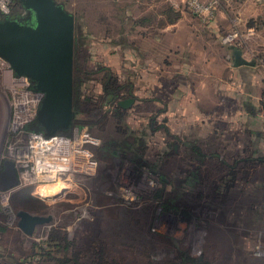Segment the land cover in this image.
Segmentation results:
<instances>
[{"label":"rangeland","instance_id":"1","mask_svg":"<svg viewBox=\"0 0 264 264\" xmlns=\"http://www.w3.org/2000/svg\"><path fill=\"white\" fill-rule=\"evenodd\" d=\"M59 1L64 3L75 18L74 28L77 37H75L74 64L77 67L76 72L84 75L83 69H96L103 65L111 69L113 75L118 78L119 83L124 82L127 78V82L132 84L133 92L139 99L145 96L151 97L152 87L154 86V89L157 87V84L153 82L157 72L163 76L161 89L165 90V93L168 87V75L176 71L185 69L186 75L188 74L194 78V81L197 80L198 89L201 80L202 82L207 80L209 83L215 77L214 73L213 77L208 75L209 69L215 70L217 76L228 75V71L224 68L230 67L232 57L227 47L228 43L222 42V37L234 28H237L241 34L243 33L239 27V21H235L238 15L236 13L237 7L232 9L233 11H227L229 12V21L226 19L223 24L221 23L223 30L219 31L216 30V22L212 26L205 23V21L209 22L212 17L202 14L205 17V21H203L196 15L198 13L193 12L196 13L193 14L189 7L185 5V0ZM173 3L176 4L173 5ZM221 4L222 1L219 0L215 10ZM16 9H20L19 6H16ZM229 9L231 8L229 7ZM152 15L155 18L157 17V24L151 22ZM170 21L172 23L169 25L168 22ZM151 24H154V27L158 26L157 31L152 28ZM262 37L255 35L247 39L245 36H241L237 43L233 45L245 51V56H249V59L251 58L257 63L258 55L264 57ZM104 72L105 69L89 72L88 78L84 82L86 93L92 89L94 90V88L95 90L99 88L100 78H102ZM204 92L201 90L199 94ZM132 109L133 113L130 114L129 118L134 117V114L139 116V118L137 117L132 121L134 124L148 122L146 121V114H141L139 110L143 112L150 111L152 109L151 102L136 103L135 101ZM259 119L261 118L259 117ZM80 122L82 125L87 124L98 135L105 137L113 132L115 118L108 116L97 123H90L91 116L86 112L82 114ZM152 140L153 138L149 136L148 142L151 143ZM159 150L161 151V146ZM96 152L99 158V168L94 175L84 177L80 182L69 183L68 192L60 196L55 203H49L41 199L44 203L42 209H46V211L53 214L50 224L65 223L66 225H74L76 215L86 209L88 214L81 220V223H85L86 226L78 223L75 226V236L85 241L91 235L101 237L102 232H105V229L108 228L110 230V240L108 239L110 252L113 255H123L122 264H155L152 261H147L146 252L142 250L138 242L145 240L144 237H149V234H151L156 243L161 244L159 234L166 232L184 237L185 242L182 241L181 243L183 248L188 246L191 250L190 253L194 256L201 253L206 255L213 264H247L246 261L232 257L233 253H230L226 258L227 260H221L222 249H219L216 244L212 245L210 243L211 238L214 236L213 233L216 231L215 228L222 226L218 225V222L223 220L220 213L210 212L211 209L214 210L215 208L206 209L211 217H208V227L205 230L194 231L185 237L186 233L183 228L187 226L184 222L180 220L170 222L167 219L168 214L163 209L156 210L155 214L152 215V200L145 192L147 188L133 186L132 179L127 175L121 176V173L118 172H115L116 175H114L111 167H109H113V165L109 163V160H106L107 158L97 148ZM167 157V154L160 156V171L165 175L168 173ZM123 165L125 164L120 165L119 171H121ZM98 175L105 178L99 179ZM110 175L112 177L114 175L113 179L118 182V187L115 190L112 187V194L105 195V191H109L111 187L112 179ZM158 186H162V183L158 182ZM166 186L165 189H168L169 185ZM31 191L32 188H30V193L34 195ZM138 191L145 193H143L142 199L137 201L133 195ZM116 192H118V197L115 195ZM46 198L52 200V197ZM13 205L15 208L20 207L15 202H13ZM126 205L137 207L140 223L135 227L128 225L129 228L137 230L135 235L131 236L125 232L126 237H120V231H122L120 227L122 228L121 225L123 224L122 213ZM195 205L196 207L200 206L198 201ZM91 210H94L93 218L90 214ZM46 224L38 226L34 233L27 237V235L21 233L17 226L7 224L1 216L0 226L6 228L0 231V264H61L50 260H36V258L27 261V253L30 251L29 240L44 239L45 234L43 232L48 225ZM128 242L133 243V245L129 246ZM162 244L155 245L151 250L147 249L148 255L149 253L160 255L161 249H163ZM240 249H244L249 253L246 246L242 245ZM250 257H253L252 253ZM162 259H164V256L160 258V260ZM256 259L251 264H264V261ZM154 260L158 259L155 258ZM67 264L93 263L85 259L78 261V263L70 262ZM157 264L169 263L160 261Z\"/></svg>","mask_w":264,"mask_h":264},{"label":"flooded vegetation","instance_id":"2","mask_svg":"<svg viewBox=\"0 0 264 264\" xmlns=\"http://www.w3.org/2000/svg\"><path fill=\"white\" fill-rule=\"evenodd\" d=\"M20 8L18 12L8 17H22L25 10L21 4ZM75 35L74 28V49L75 37H77ZM76 69L73 50V77L75 75L78 80H82L79 90V107L77 109L73 106L75 111L74 123L82 124L80 118L86 112L91 116L90 123H97L108 116L115 118L113 132L109 136L102 137L88 126L92 133L99 138V142L94 146L97 160L99 161L96 148L113 165V167H109H111L114 175H116L115 172L121 173V176L127 175L132 179L133 186L147 188L145 192L152 200V215L155 214L156 210L163 209L168 214L167 219L170 222L176 220L184 222L187 226L183 228L186 233L185 237L194 231L205 230L208 227V217H211L206 209L215 208L214 210L211 209L210 212L220 213L223 220L218 222V225L222 226L215 228L216 231L213 233L215 237L211 238L210 243L212 245L216 244L219 249H222L221 260H227L226 258L230 253L234 252L233 247L242 240H246L249 244L248 251L250 254L252 253L254 258L264 257V254L256 255L254 251L257 242L264 243V148L255 149L254 140L251 142L249 140L248 144L242 146L239 150L234 149L231 151L224 143L213 149H208L206 148V138L202 139L197 132L188 130L179 134L170 130L167 118L163 114L166 111L165 103L163 108L151 104L152 109L150 111L143 112L139 110L141 114H146V121L148 122L134 124L132 121L137 117L139 118L137 114L129 118L130 114L133 113L132 106L134 102L158 100L153 92L151 97L145 96L139 99L133 92L132 84L127 82V78L124 82L119 83L118 78L113 75L111 69L103 65L96 69H83L84 75L77 73ZM100 69H105V72L100 78L99 88L96 90L94 88V90L92 89L86 93L84 82L88 78L87 75L91 71ZM106 72L116 78V83L112 85L115 87L114 89L103 87ZM128 97L133 98L129 105L118 103L119 100ZM262 109H264V103L261 100L258 116L264 126V117L260 113ZM241 129L239 130L241 136L252 134L248 130ZM253 134L258 135L259 132L255 131ZM149 136L153 138L151 143L148 142ZM236 138L240 137L237 136ZM160 146L161 151L159 150ZM163 154L168 156V173L166 175L161 173L159 167L160 156ZM122 164L125 165L119 171ZM98 177L99 179L105 178L101 175H98ZM113 177L110 175L112 179L111 187L109 191H105V195L112 194V187L113 190L118 187V182ZM158 182H161L162 186H158ZM167 184L169 188L165 189ZM145 192L138 191L133 197L137 201L141 200ZM260 193L261 198H254ZM115 195L118 197V192ZM197 201L200 204L199 207L195 205ZM11 202L13 205L15 201L11 200ZM20 207L33 213L51 216L49 223L36 224L33 233L38 226H43L46 223L48 225L46 224L47 226L43 232L45 234L44 239L50 230L59 229L61 235H65V239L62 238L59 241L61 244L59 247L61 257L64 253L67 257H71V252H73L77 261L88 259L93 264H122L123 255H113L110 252V242L108 241V239L110 240V230L108 228L105 229V232H102L101 237L91 235L85 241L75 236V226L87 216L88 211L86 209L76 215L74 225H66L65 223L50 224L53 214L46 211V209H42L44 206L25 208L20 205ZM136 208L135 205L124 207L120 237H124L125 232L131 236L137 233L136 229L128 227V225L135 227L140 223L138 219L139 210ZM14 209L16 212L17 208L14 207ZM90 214L93 218L94 210H91ZM17 219L18 215L16 214V226ZM84 225L86 226L85 223L82 224V226ZM17 228L19 227L17 226ZM19 230L25 234L20 228ZM149 235V237H144L145 240L138 242L142 250L146 252L147 261L149 262L152 261L155 264L160 261L169 264H213L206 255L201 253L194 256L190 253L191 250L188 246L183 248L181 243L182 241L185 242V238L172 232L159 234L161 236L159 240L163 243H161L163 249H161L160 255L151 253L148 255L147 249L151 250L155 245H161L156 243L151 234ZM30 236L27 235V237ZM32 241H37V239ZM32 241L29 240V245ZM67 241L69 243L66 245ZM128 243L129 246L133 245L131 242ZM65 245L67 248H65ZM249 253L243 255V261H246L247 264L254 262L253 259H250L251 261L244 259V257L251 258ZM163 256L165 260H160ZM155 258L158 260H154Z\"/></svg>","mask_w":264,"mask_h":264},{"label":"built area","instance_id":"3","mask_svg":"<svg viewBox=\"0 0 264 264\" xmlns=\"http://www.w3.org/2000/svg\"><path fill=\"white\" fill-rule=\"evenodd\" d=\"M17 1L0 0V13L11 16L18 12L21 8ZM218 3L219 0H185L192 12L208 17H213ZM241 36L245 34L234 28L222 37V42L234 44ZM257 64L264 70L262 55H258ZM41 98L42 93L33 87L32 80L15 73L0 56V170L4 160H11L17 174L16 184L0 188V217L9 225L16 226V212L11 200L17 189L29 186L35 196L55 203L68 192L69 183L80 182L98 168L94 146L99 138L86 125L72 123L68 130L51 135L24 128L35 119ZM260 98L264 103V92ZM260 113L264 117V109ZM53 187L60 188L46 194V189ZM48 196H52V200H48ZM254 251L256 255L264 254V243L257 242Z\"/></svg>","mask_w":264,"mask_h":264},{"label":"crops","instance_id":"4","mask_svg":"<svg viewBox=\"0 0 264 264\" xmlns=\"http://www.w3.org/2000/svg\"><path fill=\"white\" fill-rule=\"evenodd\" d=\"M221 1L222 4L215 10V15L210 18L209 22L205 21L203 15L192 13L209 26L216 22L218 27L216 30L222 31L221 23L223 24L226 19L229 21V12L227 11H233L232 9L237 7V11H235L238 14V24L245 37L248 39L255 35L257 37L258 35L263 36L262 44L264 45V0ZM175 4L173 3V5ZM156 19L157 17L152 15L151 22L157 24L158 20ZM170 23L172 21L168 22L169 25ZM151 25L157 31L158 26ZM230 44L228 43L227 47L232 57V63L230 67L224 68L228 71V75L217 76L215 70L209 69L208 75L213 77L214 73L215 77L209 83L207 80L204 82L201 80L198 89L197 80L194 81V78L186 75L185 69L176 71L168 75V87L165 93V90L161 89L163 76L157 72L153 81L157 87L154 89L153 86L152 92L156 91L154 94L158 100L151 101V104L163 108L165 103L166 111L163 114L167 118L170 130L179 134L193 130L202 139L206 138V148L208 149H213L224 143L231 151L239 150L242 146L247 145L249 140L250 142L254 140L255 149H263L264 126L259 119L258 112L260 97L264 92V70L255 62L234 65ZM242 54L249 59V56H245V51L242 50ZM201 90L205 92L199 94ZM240 128H242L241 130H248L252 134L241 136L239 134ZM255 131H258L259 134H253ZM237 136L240 138H236ZM260 195L261 193L254 198H261ZM242 245L249 248L246 240L239 241L233 247L232 257H236L235 259L243 260V255L248 253L244 249H240ZM256 258L254 256L251 258L244 257L249 261L253 259L254 262L257 260ZM258 260L264 261V257H260Z\"/></svg>","mask_w":264,"mask_h":264},{"label":"water","instance_id":"5","mask_svg":"<svg viewBox=\"0 0 264 264\" xmlns=\"http://www.w3.org/2000/svg\"><path fill=\"white\" fill-rule=\"evenodd\" d=\"M22 17H0V56L17 74L28 76L42 93L35 120L45 135L66 131L73 123L74 14L59 0H19ZM233 64H251L242 50L230 44ZM132 97L119 100L129 105ZM17 183L13 161L4 160L0 188ZM17 226L32 235L36 224L48 222L50 215L17 208Z\"/></svg>","mask_w":264,"mask_h":264},{"label":"trees","instance_id":"6","mask_svg":"<svg viewBox=\"0 0 264 264\" xmlns=\"http://www.w3.org/2000/svg\"><path fill=\"white\" fill-rule=\"evenodd\" d=\"M18 5L20 6L19 0L17 1ZM22 8V7H21ZM4 15L0 13V17H3ZM106 76L104 77L103 80V87L106 88H115L114 85L116 83V78L115 76H112L109 74V72L105 73ZM82 80H78L77 77L74 75L73 77V106L74 108L78 109V102H79V94H80V86H81ZM110 85V86H109ZM120 116V113H119ZM75 120H73V123ZM87 127L88 125L85 124ZM25 129H32V130H39L43 131V128L39 125V123L34 119L28 123L25 124ZM89 128V127H88ZM90 129V128H89ZM91 131V130H90ZM28 197V198H27ZM12 200H14L16 203H18L21 206H24L25 208H39L43 207L44 203L41 199L37 197H33L30 193V187H22L17 189L13 194H12ZM6 228L5 226H0V231ZM22 233V232H21ZM23 234V233H22ZM65 239V235H61V232L59 229L55 228L53 230H50L48 232V235L45 239L43 240H38V241H32L30 246V253H27V261L42 259V260H50V261H55L61 264H67L68 262H75L78 263L76 256H74L73 252H71V257H67L66 254L64 253L63 256L61 257L59 254V247L61 246L60 244V239ZM21 243V241H19ZM69 242H66V245ZM29 244V243H28ZM65 245V248H67ZM21 262V261H20Z\"/></svg>","mask_w":264,"mask_h":264},{"label":"bare ground","instance_id":"7","mask_svg":"<svg viewBox=\"0 0 264 264\" xmlns=\"http://www.w3.org/2000/svg\"><path fill=\"white\" fill-rule=\"evenodd\" d=\"M63 188H65L66 187V185H61ZM67 187H68V185H67ZM60 187H58V188H55V187H53V188H48V189H46V194H51L52 192H55V191H57L58 189H59ZM62 190V188L60 189V191ZM43 191H45V188L43 189ZM48 197H52V196H48Z\"/></svg>","mask_w":264,"mask_h":264}]
</instances>
